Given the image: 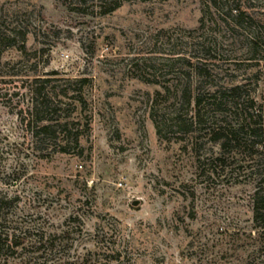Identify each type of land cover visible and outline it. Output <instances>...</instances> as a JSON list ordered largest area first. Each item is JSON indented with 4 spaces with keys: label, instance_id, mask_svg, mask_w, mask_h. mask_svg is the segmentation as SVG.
I'll return each instance as SVG.
<instances>
[{
    "label": "rangeland",
    "instance_id": "obj_1",
    "mask_svg": "<svg viewBox=\"0 0 264 264\" xmlns=\"http://www.w3.org/2000/svg\"><path fill=\"white\" fill-rule=\"evenodd\" d=\"M255 123L264 0H0V264H264Z\"/></svg>",
    "mask_w": 264,
    "mask_h": 264
},
{
    "label": "trees",
    "instance_id": "obj_2",
    "mask_svg": "<svg viewBox=\"0 0 264 264\" xmlns=\"http://www.w3.org/2000/svg\"><path fill=\"white\" fill-rule=\"evenodd\" d=\"M82 2L86 3V0H82ZM114 9H110L109 12L114 11ZM240 16L241 14L238 13L237 18ZM79 82L85 83L86 80L83 81L81 80ZM237 90H239V87H235L230 90L227 89L226 93H231L232 95L235 94L236 96ZM36 95L39 96V99L33 102L31 112L28 113L29 115L27 118L28 127L31 128L32 124L36 125L34 130L32 131L29 130V132L31 131L30 132L31 136L33 138H36L37 141H41L44 143L57 141L60 137H62L64 140L65 138L69 140L71 137V132L66 130L64 131L60 130L59 129L60 125L58 124L54 125L50 122H46V123L41 122L43 120L40 119L41 118L40 115H42L43 113L53 115L58 110L55 107V105H53L51 100L48 97L43 96L40 91L36 92ZM200 104H201V100L198 98L196 101V105L200 106ZM39 121L42 123L41 125L36 124ZM255 124H256L254 125L255 127L254 126L252 127L251 124L250 125L247 124V125H239V127L236 129L235 128L218 129L216 131L214 130L213 134L216 135V140L218 139L219 141H221L220 146L223 152H226V150L228 151V148L233 147V145L250 150V149H254L255 145H250L249 142L247 141V137L248 138L250 137V139H256L259 137L262 139V137L264 136V126L257 125V123ZM65 125L67 126L68 123H66ZM75 140L74 141L77 143V138H75ZM69 142L70 141L62 142L61 152L66 151ZM6 205L7 202H4V200H0V220H1V211L2 209H4V207H6ZM254 217L256 221L264 220V195H262L260 192H257L255 195Z\"/></svg>",
    "mask_w": 264,
    "mask_h": 264
}]
</instances>
